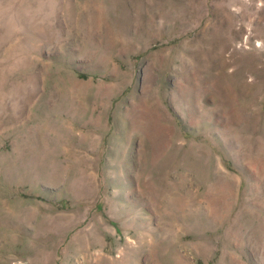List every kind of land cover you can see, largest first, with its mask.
Wrapping results in <instances>:
<instances>
[{
    "label": "rangeland",
    "instance_id": "rangeland-1",
    "mask_svg": "<svg viewBox=\"0 0 264 264\" xmlns=\"http://www.w3.org/2000/svg\"><path fill=\"white\" fill-rule=\"evenodd\" d=\"M0 264H264V0H0Z\"/></svg>",
    "mask_w": 264,
    "mask_h": 264
},
{
    "label": "bare ground",
    "instance_id": "bare-ground-1",
    "mask_svg": "<svg viewBox=\"0 0 264 264\" xmlns=\"http://www.w3.org/2000/svg\"><path fill=\"white\" fill-rule=\"evenodd\" d=\"M20 58V57H19ZM3 80V79H2ZM74 84V83H73ZM47 121V120H46ZM134 128V127H133ZM161 145V144H160Z\"/></svg>",
    "mask_w": 264,
    "mask_h": 264
}]
</instances>
